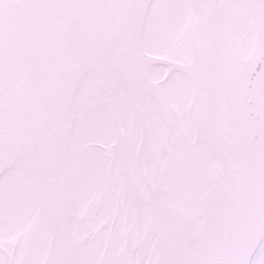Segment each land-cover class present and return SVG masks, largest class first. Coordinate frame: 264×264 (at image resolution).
Returning a JSON list of instances; mask_svg holds the SVG:
<instances>
[{"label": "snow or ice", "instance_id": "snow-or-ice-1", "mask_svg": "<svg viewBox=\"0 0 264 264\" xmlns=\"http://www.w3.org/2000/svg\"><path fill=\"white\" fill-rule=\"evenodd\" d=\"M0 264H264V0H0Z\"/></svg>", "mask_w": 264, "mask_h": 264}]
</instances>
